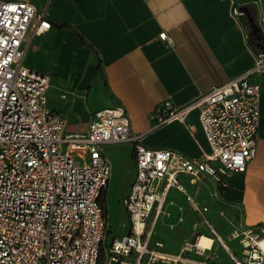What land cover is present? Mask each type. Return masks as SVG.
<instances>
[{
	"label": "built area",
	"instance_id": "built-area-1",
	"mask_svg": "<svg viewBox=\"0 0 264 264\" xmlns=\"http://www.w3.org/2000/svg\"><path fill=\"white\" fill-rule=\"evenodd\" d=\"M232 13L240 21L239 6ZM50 25L30 0H0V264H217L211 257L215 242L231 264H264V225L230 232L225 243L211 226L174 252L159 241L150 246L147 229L170 188L186 193L180 176L191 182L207 176L224 186L245 169L255 152L264 49H253V65L225 83L183 105L165 99L155 107L153 128L178 120L192 131L187 118L198 111L208 149L192 158L146 146L121 106L96 110L86 132H66L64 117L48 103L49 76L24 63L29 32ZM159 36L165 39L166 32ZM244 36L248 40L250 32ZM120 143L133 145L135 160L134 179L121 199L129 230L106 243L108 214L101 200L111 165L103 145ZM186 197L199 212L207 210ZM203 234L212 238L209 245L199 243ZM236 239L239 249H230L226 241Z\"/></svg>",
	"mask_w": 264,
	"mask_h": 264
},
{
	"label": "crops",
	"instance_id": "crops-1",
	"mask_svg": "<svg viewBox=\"0 0 264 264\" xmlns=\"http://www.w3.org/2000/svg\"><path fill=\"white\" fill-rule=\"evenodd\" d=\"M30 1L51 25L39 34L29 32L24 63L49 76L48 103L64 117L66 132H86L96 110L121 106L131 130L143 133L146 146L173 149L192 158L208 149L198 111L187 118L192 131L178 120L153 128L155 107L165 99L183 105L236 77L253 65V49L260 48L255 43L264 45V0ZM234 4L246 5L247 14L240 21L232 13ZM248 16L261 32L246 40ZM163 31L165 39L159 36ZM257 80L254 155L224 186L215 182L219 198L239 213L242 227L264 225V78ZM103 153L111 165L109 183L125 175L122 199L134 179L133 145L105 144ZM180 180L190 191L189 177L182 175ZM109 183L102 195L107 214ZM176 193L181 192L169 189L163 207L174 201Z\"/></svg>",
	"mask_w": 264,
	"mask_h": 264
},
{
	"label": "rangeland",
	"instance_id": "rangeland-1",
	"mask_svg": "<svg viewBox=\"0 0 264 264\" xmlns=\"http://www.w3.org/2000/svg\"><path fill=\"white\" fill-rule=\"evenodd\" d=\"M125 182V175L120 174L109 183L107 193L109 231L106 243L111 237L127 233L129 230L128 217L118 201L121 200L120 193L124 189ZM189 183L192 184L190 191L184 185L187 194L192 196L198 206H205L207 210L202 213L196 210L187 199L185 192L175 188L184 196L176 193L173 197L174 201L167 203L156 219L150 218L147 226L150 231V246H154L155 241H159L164 250L174 252L185 239H193L198 232H207L211 226L222 237L230 232L239 231L242 227L239 213L221 201L215 188L216 184L211 178L204 176ZM181 202L185 204L184 209L180 206ZM179 215H182L181 219ZM226 242L230 249H239L237 239ZM211 257L217 264H230L227 250L220 242H215Z\"/></svg>",
	"mask_w": 264,
	"mask_h": 264
},
{
	"label": "water",
	"instance_id": "water-1",
	"mask_svg": "<svg viewBox=\"0 0 264 264\" xmlns=\"http://www.w3.org/2000/svg\"><path fill=\"white\" fill-rule=\"evenodd\" d=\"M239 10L244 14H247V8L246 5H240L239 6ZM248 23H249V28H250V37L252 39V36H256V34H258V32H261V28L255 23L254 19L250 16H248ZM256 46L263 48L264 45H261L260 43H255Z\"/></svg>",
	"mask_w": 264,
	"mask_h": 264
},
{
	"label": "bare ground",
	"instance_id": "bare-ground-1",
	"mask_svg": "<svg viewBox=\"0 0 264 264\" xmlns=\"http://www.w3.org/2000/svg\"><path fill=\"white\" fill-rule=\"evenodd\" d=\"M221 239L223 240L224 238L222 236H220ZM212 241V238L210 236H207L205 234H203L200 239H199V243L202 245H209ZM223 242L225 243V241L223 240Z\"/></svg>",
	"mask_w": 264,
	"mask_h": 264
},
{
	"label": "trees",
	"instance_id": "trees-1",
	"mask_svg": "<svg viewBox=\"0 0 264 264\" xmlns=\"http://www.w3.org/2000/svg\"><path fill=\"white\" fill-rule=\"evenodd\" d=\"M66 25H67L66 23H61V26H66ZM98 67L100 68V63H98ZM221 188H222V186L220 185V186H219V189H221ZM101 201H102V200H101ZM103 201H104V200H103ZM103 201H102V202H103Z\"/></svg>",
	"mask_w": 264,
	"mask_h": 264
}]
</instances>
